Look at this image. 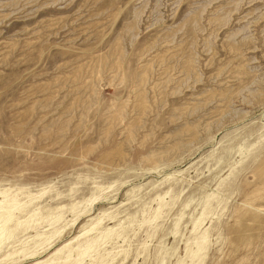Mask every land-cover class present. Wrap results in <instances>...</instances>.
<instances>
[{
	"label": "rangeland",
	"instance_id": "374dc122",
	"mask_svg": "<svg viewBox=\"0 0 264 264\" xmlns=\"http://www.w3.org/2000/svg\"><path fill=\"white\" fill-rule=\"evenodd\" d=\"M4 191L0 264H264V0H0Z\"/></svg>",
	"mask_w": 264,
	"mask_h": 264
},
{
	"label": "bare ground",
	"instance_id": "6f19581e",
	"mask_svg": "<svg viewBox=\"0 0 264 264\" xmlns=\"http://www.w3.org/2000/svg\"><path fill=\"white\" fill-rule=\"evenodd\" d=\"M5 194H6V191L0 192V195L3 196V198H4L2 201H0V244L2 242L1 241L2 238H4L5 240H8V239L12 238L11 236H12V233L14 232L15 228L11 229V228H7L6 226H7V224H9V223H11L13 221V218H14V215H15L14 212L19 210V208H18L19 205H16V203H17L16 201L17 200L15 201L14 199H7V197H5ZM6 196H7V194H6ZM15 226H17V224ZM86 233H87V231H86ZM202 246H203V240H201L199 243L196 244V251L194 253V256L197 253H200L199 251L202 250ZM65 248H67V245H64V247L62 249H58L55 252H53L52 256L49 259H46L43 262H37V263H34V264H53L52 261H55L57 255L60 254L62 252V250L65 249ZM87 250L88 249H85L84 251L80 252L78 256L79 257L83 256V254H85V252H87ZM70 253H71V251L68 252V255L65 257V261L69 259ZM9 256L10 255H8L6 257H9ZM32 256H35V255L33 254ZM195 257L193 259H195Z\"/></svg>",
	"mask_w": 264,
	"mask_h": 264
}]
</instances>
